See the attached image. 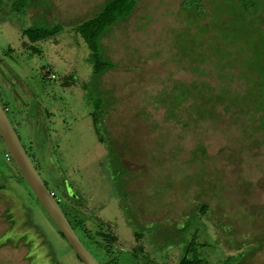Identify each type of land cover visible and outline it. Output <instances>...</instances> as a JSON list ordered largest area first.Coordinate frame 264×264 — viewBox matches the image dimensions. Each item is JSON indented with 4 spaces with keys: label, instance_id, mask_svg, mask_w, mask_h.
I'll return each instance as SVG.
<instances>
[{
    "label": "rangeland",
    "instance_id": "obj_1",
    "mask_svg": "<svg viewBox=\"0 0 264 264\" xmlns=\"http://www.w3.org/2000/svg\"><path fill=\"white\" fill-rule=\"evenodd\" d=\"M104 1L27 0L15 12L0 0V102L41 178L66 213L91 217L94 236L102 226L116 237L113 245L93 235L100 244L85 242L101 264H142L135 253L177 264L182 231L196 228L213 264H264L262 113L197 96L171 101L178 84L247 86L213 54L199 60L201 72L189 63L199 24L209 26L203 40L216 42L209 16L181 12V0H137L101 39L115 67L93 77L71 26ZM55 25L58 32L37 41L24 34ZM100 92L109 104L94 123L89 95L101 101ZM193 105L213 113L200 116ZM4 149L0 140V264H83ZM202 202L210 221L193 219Z\"/></svg>",
    "mask_w": 264,
    "mask_h": 264
},
{
    "label": "trees",
    "instance_id": "obj_2",
    "mask_svg": "<svg viewBox=\"0 0 264 264\" xmlns=\"http://www.w3.org/2000/svg\"><path fill=\"white\" fill-rule=\"evenodd\" d=\"M10 1L15 12L22 11L27 5V0ZM136 4L137 0H105L101 9L95 15L71 26V31L79 35L86 45L88 51L86 62L91 66L93 77H97L115 67V63L104 55L101 39L113 26L126 20L135 9ZM180 10L181 12L193 14L197 18L209 16L211 20L210 27L216 33V42H205L203 38H205V34L208 32L209 26L205 24L198 25V34L201 35L202 40L198 45L199 49L193 48V53L188 55L190 59L189 63L201 72L202 68L198 66L199 60L202 59L206 62L209 55L213 54L216 57H220L222 61H227L224 63L225 65L235 66L237 70V75L235 76L239 79H244L247 82V86L242 92H234L229 86H222L220 91L216 92L206 82L201 86L197 83L193 85L178 84L172 94L171 101L181 102L187 95L189 97L197 96L201 100V104L204 101L206 105L210 104L211 106L212 102H220L230 107L235 113L242 112L245 108L251 110L253 113L261 112L257 128L264 130V0H181ZM57 27L55 25L45 30L30 27L24 29V34L31 41H37L58 32L59 29ZM183 37L179 39V47H182V44L185 43V39L182 42ZM90 86L92 85L90 84ZM92 87L96 91L99 90L97 85ZM90 95L89 99L94 108L93 122L95 123L101 117H104L109 102L104 98L102 92L99 94V97H102L101 101L90 98ZM3 108L7 113V106L5 105ZM192 108L200 116L202 114L211 115L214 109L205 106H201L200 109V106L196 105H193ZM0 140L3 142L1 137ZM4 150L8 154L6 147ZM10 160L12 166L18 172L20 179L27 185L12 158ZM1 188H3V185L0 184ZM27 189H29L32 197L38 202L28 185ZM53 195L57 198L55 193ZM63 212L85 246V242L95 245L100 244L94 241V235L87 223L92 220L90 216L82 217V215L72 209L71 212L69 210H67V213L64 210ZM195 212L194 220L204 218L210 221V206L207 203L202 202L199 204ZM182 232L181 238L177 237V239H184L181 248L182 253L177 264H213V259L209 254V247L212 245L207 239L202 241L199 239V229L196 228L190 231H185L184 229ZM94 234V237L101 239V242L110 245H113L116 240V237L106 231V229H103L102 226ZM136 234L141 235L140 232H136ZM134 248H138L139 251L142 250L141 246ZM237 248H240V245ZM138 254L135 253L133 256L138 259L143 258L142 264L150 263L146 253L142 254V256ZM152 264L156 263L152 262Z\"/></svg>",
    "mask_w": 264,
    "mask_h": 264
},
{
    "label": "water",
    "instance_id": "obj_3",
    "mask_svg": "<svg viewBox=\"0 0 264 264\" xmlns=\"http://www.w3.org/2000/svg\"><path fill=\"white\" fill-rule=\"evenodd\" d=\"M0 137L16 164L17 168L23 175V178L29 186L31 192L44 208L48 216L71 246L75 255L83 264H101L85 247L74 229L71 227L57 198L50 191L39 172L34 166L31 158L25 150L19 136L12 125L5 109L0 102Z\"/></svg>",
    "mask_w": 264,
    "mask_h": 264
},
{
    "label": "flooded vegetation",
    "instance_id": "obj_4",
    "mask_svg": "<svg viewBox=\"0 0 264 264\" xmlns=\"http://www.w3.org/2000/svg\"><path fill=\"white\" fill-rule=\"evenodd\" d=\"M60 205V204H59ZM65 214V213H64ZM66 216V215H65ZM67 218V217H66ZM85 247H87V246H85ZM88 249V248H87ZM90 252V251H89ZM151 260V258H150V255H148V261H150ZM154 262V261H153Z\"/></svg>",
    "mask_w": 264,
    "mask_h": 264
}]
</instances>
